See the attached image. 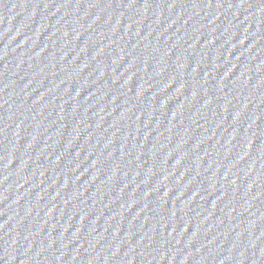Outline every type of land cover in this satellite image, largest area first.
I'll list each match as a JSON object with an SVG mask.
<instances>
[{
  "label": "water",
  "instance_id": "1",
  "mask_svg": "<svg viewBox=\"0 0 264 264\" xmlns=\"http://www.w3.org/2000/svg\"><path fill=\"white\" fill-rule=\"evenodd\" d=\"M0 264H264V0H0Z\"/></svg>",
  "mask_w": 264,
  "mask_h": 264
}]
</instances>
